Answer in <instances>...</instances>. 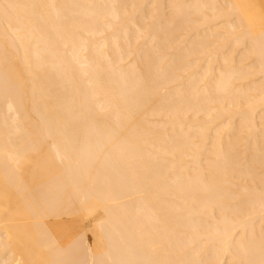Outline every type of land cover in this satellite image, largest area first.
I'll list each match as a JSON object with an SVG mask.
<instances>
[{
    "label": "bare ground",
    "instance_id": "bare-ground-1",
    "mask_svg": "<svg viewBox=\"0 0 264 264\" xmlns=\"http://www.w3.org/2000/svg\"><path fill=\"white\" fill-rule=\"evenodd\" d=\"M0 264H264V0H0Z\"/></svg>",
    "mask_w": 264,
    "mask_h": 264
},
{
    "label": "rangeland",
    "instance_id": "rangeland-1",
    "mask_svg": "<svg viewBox=\"0 0 264 264\" xmlns=\"http://www.w3.org/2000/svg\"><path fill=\"white\" fill-rule=\"evenodd\" d=\"M90 220V219H89Z\"/></svg>",
    "mask_w": 264,
    "mask_h": 264
}]
</instances>
